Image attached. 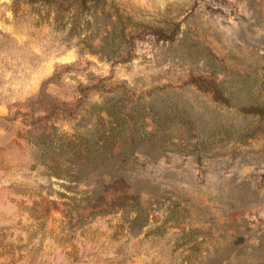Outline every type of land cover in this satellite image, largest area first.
Segmentation results:
<instances>
[{"label": "rangeland", "instance_id": "obj_1", "mask_svg": "<svg viewBox=\"0 0 264 264\" xmlns=\"http://www.w3.org/2000/svg\"><path fill=\"white\" fill-rule=\"evenodd\" d=\"M251 107L264 0H0V264H264ZM120 177L141 229L86 218Z\"/></svg>", "mask_w": 264, "mask_h": 264}, {"label": "trees", "instance_id": "obj_2", "mask_svg": "<svg viewBox=\"0 0 264 264\" xmlns=\"http://www.w3.org/2000/svg\"><path fill=\"white\" fill-rule=\"evenodd\" d=\"M38 1V0H34ZM41 3L54 4L58 0H39ZM248 114L264 117L263 107H251L246 110ZM83 201L86 203L84 212L90 209L86 218L103 217L117 211L133 213L134 219L129 224L140 229L144 227V210L138 192L131 186L127 179L120 177L109 184L98 181L97 188L90 194L85 195ZM80 208V206H78ZM72 221V217L69 218ZM83 216H78V223L83 222Z\"/></svg>", "mask_w": 264, "mask_h": 264}]
</instances>
